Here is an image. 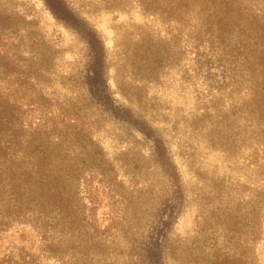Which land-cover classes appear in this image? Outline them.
<instances>
[{
	"label": "rangeland",
	"instance_id": "rangeland-1",
	"mask_svg": "<svg viewBox=\"0 0 264 264\" xmlns=\"http://www.w3.org/2000/svg\"><path fill=\"white\" fill-rule=\"evenodd\" d=\"M213 1L67 0L105 44L114 98L164 140L179 175L175 185L151 143L90 98L81 38L42 0H0V17L15 23L0 27L2 160L26 166L47 163L42 155L51 153L60 169L58 212L71 214L76 235L95 245L105 264H139L132 248L149 235L176 187L182 204L166 264H210L214 237L234 251L238 238L244 243L246 222L253 223L245 215L264 188V123L249 117L246 83L236 84L240 66L232 63L249 22L214 14L220 0ZM233 2L246 14L264 8V0ZM245 69L243 62V75ZM256 209L248 255L264 264V207ZM59 222L64 235L65 219ZM228 226L237 232L226 244L218 232ZM43 244L21 215L0 232V258L25 250L37 264H73L64 253L49 256Z\"/></svg>",
	"mask_w": 264,
	"mask_h": 264
},
{
	"label": "trees",
	"instance_id": "trees-1",
	"mask_svg": "<svg viewBox=\"0 0 264 264\" xmlns=\"http://www.w3.org/2000/svg\"><path fill=\"white\" fill-rule=\"evenodd\" d=\"M42 2L59 23L75 32L86 44L88 60L84 84L90 98L101 110L117 120L128 123L141 133L151 143L155 156L174 184L176 185V181L178 184L179 175L164 140L146 121L134 117L132 111L121 105L112 95L107 78L106 47L97 30L82 19L69 6L67 0H42ZM217 3L218 8L214 14H222L224 19L235 18L234 21L238 24H242V18L249 22L248 25L245 24L247 26H244L248 37L236 42L238 52L232 63H239L240 66V68L237 67L236 84L241 85L242 78L246 83L245 90L249 94L246 103L249 117L251 116V119L256 120L257 123H264V8L254 9L246 14L234 4L233 0H220ZM14 24V22L8 24L7 19L0 17V27L6 25L7 28H11ZM221 27L225 30L227 24L222 23ZM243 62L246 65L245 75L240 70ZM228 75L227 70H224L223 79L228 78ZM1 139L0 136V144ZM6 150V147L0 145V232L24 215L31 220L34 228L38 229L44 243L43 249L49 256L59 257L58 255L64 253L73 264H105L103 256L99 257V253L94 249L96 246L88 243V239L80 240V234L76 235L74 222L69 219L71 214L67 212L65 216L63 211L61 212L63 215L60 211L58 212L62 199L58 184L60 169L51 153L42 155L47 163L37 160L25 166L22 163L16 165L13 159L11 162L2 160V157L6 156ZM4 174L5 177H2ZM182 196L180 187H176L173 195L168 198L158 214L149 235L132 248V251L135 249L134 256L139 264H166L165 244L180 212ZM254 197H256V205H252L245 215L246 218L250 217L253 223L248 221L243 228L244 243L241 244L242 239L238 238L237 248L232 251L228 245L218 246L217 238L214 237L212 252L208 259L210 264H235L242 261V257L245 256L247 264H255L248 255V251L251 250V243L256 239V227H258L255 222L258 213L256 208L259 206L260 210L264 207L259 204L264 197V188L257 190ZM9 209H13V212H8ZM63 219L68 231L60 235L57 225L60 224L59 220ZM246 227L249 229L247 230ZM235 230L236 226H228L218 232L219 236H223L225 240L223 243L227 244L230 241L228 237L231 235L235 237L237 232ZM65 236L68 238L65 239ZM0 264H37V260L34 254L22 250L17 256L14 254L3 256L0 258Z\"/></svg>",
	"mask_w": 264,
	"mask_h": 264
}]
</instances>
